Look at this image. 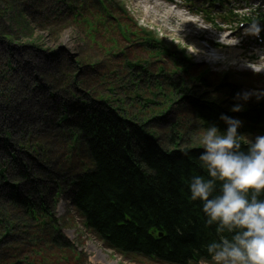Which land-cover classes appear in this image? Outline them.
Returning a JSON list of instances; mask_svg holds the SVG:
<instances>
[{"label":"trees","instance_id":"obj_1","mask_svg":"<svg viewBox=\"0 0 264 264\" xmlns=\"http://www.w3.org/2000/svg\"><path fill=\"white\" fill-rule=\"evenodd\" d=\"M24 1L25 6L0 0L1 118L8 119L12 93L28 100L23 81L13 75V57L19 33L31 32L33 21L52 27L70 21L102 60L60 61L54 51L48 53L52 69L40 90L47 88L48 98L59 100L57 120L50 121L60 130L53 135L57 155L46 149L49 139L25 141L29 134L15 138L13 126L0 127V264H88L60 233L53 203L61 193L85 231L125 260L211 264L206 245L216 233L187 188L193 174H206L198 159L203 150L194 140L208 125L225 131L222 114L241 120L239 132L245 137L264 135V94L233 86L230 74L193 69L189 59L158 46L117 0H44L49 6L43 11H38L42 5ZM12 10L20 13L12 21L17 34L6 23ZM162 57L172 63L169 74ZM165 75L177 78L179 86L170 80L163 87ZM244 93L250 94L246 102L239 98ZM134 104L149 122L183 112L187 127L183 131L174 123L167 135H148L147 123L128 108ZM236 104L243 110L233 113ZM20 153L38 158L37 175L28 171L36 162Z\"/></svg>","mask_w":264,"mask_h":264},{"label":"rangeland","instance_id":"obj_2","mask_svg":"<svg viewBox=\"0 0 264 264\" xmlns=\"http://www.w3.org/2000/svg\"><path fill=\"white\" fill-rule=\"evenodd\" d=\"M38 6H43L38 11H43L49 4H44V0H28ZM119 5L131 16L135 24L145 31L151 32V38L157 40L158 46L166 47L168 50H173L179 56L189 57L193 69H205L208 72L216 73L222 76L230 74L226 77L228 83L239 87L244 92H252L254 94H264V48L257 47L250 44L247 38V32L236 30L231 32L225 26H220L224 32L207 26L201 17L193 14V10L184 2V0H172L173 3L165 0H117ZM228 6L218 9L226 13L229 8L244 6L240 0H227ZM9 4H23L24 0H7ZM257 6L259 0H254ZM53 3L51 6H54ZM19 10H12L10 14V21L6 18L7 26L13 30L15 34L18 31L13 29V17L16 16ZM244 12V11H243ZM172 13V17L169 16ZM20 13L17 14V17ZM194 24H191V23ZM33 30L27 33H19L14 46L17 48L13 59L15 63V71L13 75L20 74L22 77L31 80L35 84L46 86V73L52 69L51 59L48 53L54 51L58 56V60L64 58H71L77 60L88 57L93 63L102 60L101 53L92 48V46L84 42L83 36L80 35L70 21L62 22V25L52 27L51 23L44 21H33ZM241 39L243 40L241 42ZM154 43V42H153ZM20 48V49H19ZM30 48V49H29ZM34 48V50H33ZM36 50V51H35ZM53 53V52H52ZM144 58H147L144 55ZM153 62V60L149 59ZM61 63V62H60ZM161 63L165 68V73L169 74L173 70L172 63L169 58L162 57ZM78 67L73 64V69ZM19 68V72L17 71ZM259 74L261 77L256 78L253 75ZM18 77V76H17ZM172 81L176 87L179 81L173 76H163L160 81L165 82L163 87H168L167 83ZM143 81V80H142ZM24 91L28 93V84L22 82ZM210 84L213 88L214 81L210 79ZM213 84V85H212ZM14 88V87H13ZM143 88V86H141ZM104 87H98L96 90L102 92ZM44 92V90H43ZM46 94L41 93L38 100L28 98L23 101L21 93L10 95L11 103L7 112L8 119L0 117V127L13 126L14 130L23 133L24 136L29 134L32 136H25L24 140L29 138H36L34 141H45L46 149L51 150L53 155H57L55 146V138L53 135L60 130L57 126L50 123L55 121L53 115L58 110L59 100H50ZM165 94V91L163 92ZM25 95V94H24ZM8 102V101H7ZM128 106L137 119L142 124L145 122L148 135L153 137L159 136L156 134L169 133L171 120L174 117L172 112L167 121L151 122L148 117H141L137 114V105ZM48 111V117L43 116V111ZM37 111V112H36ZM50 114V115H49ZM6 116V115H5ZM40 116V117H39ZM53 118V119H52ZM43 119V120H40ZM57 120V119H56ZM170 120V121H169ZM16 128V129H15ZM38 134V135H36ZM14 136V133H13ZM20 155V154H19ZM20 157H22L20 155ZM23 158V157H22ZM4 159V157L0 158ZM24 159V158H23ZM11 163H9V166ZM53 168V167H50ZM38 167L33 173H38ZM19 177V175L17 174ZM10 180H13L12 178ZM61 190H58V193ZM54 216L58 220L57 224L60 227V233L70 241L77 251L82 252L87 257L88 264H145L142 259L134 262L123 259L121 256L114 254L110 249L105 248L92 235L86 233L80 219L75 215L72 206L66 199L63 193L58 195V198L53 203ZM148 264V263H147ZM207 264V263H200ZM213 264V262L211 263Z\"/></svg>","mask_w":264,"mask_h":264},{"label":"clouds","instance_id":"obj_3","mask_svg":"<svg viewBox=\"0 0 264 264\" xmlns=\"http://www.w3.org/2000/svg\"><path fill=\"white\" fill-rule=\"evenodd\" d=\"M247 31L259 35L261 25L255 21ZM239 98L246 102L250 94ZM242 110V104L230 109ZM219 119L225 131L208 125L199 138L206 174L189 178V199L202 205L205 223L214 227L216 236L206 245L213 264H264V135L245 137L241 120L223 114Z\"/></svg>","mask_w":264,"mask_h":264},{"label":"bare ground","instance_id":"obj_4","mask_svg":"<svg viewBox=\"0 0 264 264\" xmlns=\"http://www.w3.org/2000/svg\"><path fill=\"white\" fill-rule=\"evenodd\" d=\"M169 16L170 17H172V13H169ZM191 23V22H190ZM191 24H194V23H191ZM18 72H19V68H18V70H17ZM14 76H18L17 78L19 79V80H21V81H25V83H27L29 86H28V89L30 90L29 91V93L25 96V97H28L29 99L30 98H34V100H38L39 98V95L41 94V93H45V88L43 87L42 88V90H40V85L38 84V83H34V82H32L31 80H28L27 78H24V77H22V75H20V74H14ZM43 90H44V92H43ZM37 112V111H36ZM48 111H45V109H44V111H43V116L44 117H48ZM50 115V114H49ZM174 115V117H173V119L171 120V125L172 124H174V123H177V126H181L182 128H183V131L185 130V128L187 127V123H186V120H185V113H183V112H176V113H174L173 114ZM40 117V116H39ZM169 117V116H168ZM168 117L164 120V121H167L168 120ZM8 118V117H7ZM40 120H43V119H40ZM170 121V120H169ZM142 123V122H141ZM144 124H146V123H144ZM171 125H170V128H171ZM16 129V128H15ZM15 133H16V137L15 138H21L22 136H24V134L23 133H19V132H17V131H15ZM199 133V132H198ZM160 135L161 136H163V135H167V133H160ZM202 136V134L199 136V134H197V137H196V139L194 140V141H196V143H195V145H197L200 149H202V147H201V145H200V143H199V138ZM183 145H185V144H182V146ZM188 145V144H187ZM169 149L170 150H172V147H169ZM31 154V153H30ZM30 154H23V153H20V155L25 159V160H27V159H29V158H32L35 162L38 160V158L35 156V155H30ZM0 155H1V151H0ZM61 158H64L63 156L61 157ZM56 164V163H55ZM39 167V164H38V162H36V163H33L30 167H29V169H28V171L30 172V173H33L37 168ZM34 174H36V173H34ZM37 175V174H36ZM17 177V176H16ZM15 177V178H16ZM14 178V179H15ZM56 219V218H55ZM56 221L58 222V220L56 219ZM59 227V226H58ZM60 228V227H59ZM86 233L87 234H89L87 231H86ZM90 235V234H89Z\"/></svg>","mask_w":264,"mask_h":264},{"label":"water","instance_id":"obj_5","mask_svg":"<svg viewBox=\"0 0 264 264\" xmlns=\"http://www.w3.org/2000/svg\"><path fill=\"white\" fill-rule=\"evenodd\" d=\"M159 236H161V234H159Z\"/></svg>","mask_w":264,"mask_h":264}]
</instances>
